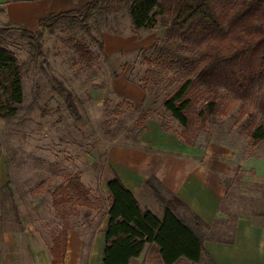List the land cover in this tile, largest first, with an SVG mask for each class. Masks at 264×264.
Returning <instances> with one entry per match:
<instances>
[{
  "label": "rangeland",
  "instance_id": "obj_1",
  "mask_svg": "<svg viewBox=\"0 0 264 264\" xmlns=\"http://www.w3.org/2000/svg\"><path fill=\"white\" fill-rule=\"evenodd\" d=\"M90 25L92 35L64 25L54 34L45 32L42 55H36L29 41L16 31L32 29L0 25L11 29L0 35V44L18 57L24 75L20 110L13 119L0 120V242L11 234L22 251L29 244L36 245L39 236L49 245L61 230L63 219L54 208L52 191L68 175H80L91 189L93 202L99 199L107 206L100 181L108 152L139 145L144 125L136 124L140 117H148L146 125L154 121L173 131L180 129L162 107L169 79L143 88V51L163 38L165 29L133 34L126 10L99 11ZM75 40L87 44L90 59L76 52ZM56 81L72 93L76 113L54 91ZM237 116L238 109L228 117H214L194 148L226 168L225 210L235 217L251 214L264 218V143L253 146L243 128L245 120L236 124ZM150 207L161 217L163 209L153 196ZM94 211L98 210L80 208L70 223L81 228L79 223L96 220ZM17 259L23 264L34 262L30 252Z\"/></svg>",
  "mask_w": 264,
  "mask_h": 264
},
{
  "label": "trees",
  "instance_id": "obj_2",
  "mask_svg": "<svg viewBox=\"0 0 264 264\" xmlns=\"http://www.w3.org/2000/svg\"><path fill=\"white\" fill-rule=\"evenodd\" d=\"M124 10L133 34L165 29L163 38L143 51V88L169 79L162 107L178 122L180 129L174 132L182 143L195 146L214 117H228L237 109L236 124L245 120L243 128L252 145L264 143V0H91L81 8L44 16L35 32L16 31L29 41L36 55H42L45 32L54 34L64 25L92 35L90 20L96 13ZM10 30L0 28V35ZM74 42L78 54L84 59L92 57L85 42ZM23 77L18 57L0 44V120L13 119L20 110ZM53 89L76 113L73 95L64 84L56 81ZM147 118L143 115L137 120L136 124H144L140 133L147 130ZM162 128L173 131L165 124ZM146 184L164 207L162 219L143 209L117 175L107 184L109 220L103 264H130L148 244L158 247L165 264L181 260L216 264L203 245V222L193 214L190 219L183 217L180 211L186 206L181 201L166 199L151 180ZM91 194L78 174L68 175L52 191L54 208L63 219L50 247L52 264H66L70 218L80 208L103 210L101 201L93 202Z\"/></svg>",
  "mask_w": 264,
  "mask_h": 264
},
{
  "label": "crops",
  "instance_id": "obj_3",
  "mask_svg": "<svg viewBox=\"0 0 264 264\" xmlns=\"http://www.w3.org/2000/svg\"><path fill=\"white\" fill-rule=\"evenodd\" d=\"M91 0H0V25L17 24L39 29V20L48 14H58L83 7ZM35 28H37L35 30ZM28 30V29H27ZM30 30V31H32ZM138 137V146L131 149L115 148L108 152L105 173L100 186L105 193L107 206L103 214L96 212L95 221L86 220L79 227L71 222L68 234L66 264H103L105 228L109 217L107 184L117 175L130 189L141 207L153 212L151 196L158 202L148 180L154 182L166 198H177L186 209L180 214L197 216L205 225L204 248L216 264H264V218L251 214L231 216L223 202L227 195L225 175L227 171L219 160L204 158L203 150L182 143L174 131H165L162 125L152 121ZM179 130V129H178ZM264 177V176H263ZM261 183V182H260ZM154 213V212H153ZM103 215V216H101ZM39 236L36 245L29 244L25 251L13 242L12 235H5L0 252V264H23L18 255L31 253L32 264H52L50 247ZM2 253V254H1ZM207 257V255H206ZM130 264H165L158 247L148 244L143 253ZM176 264H195L181 260Z\"/></svg>",
  "mask_w": 264,
  "mask_h": 264
}]
</instances>
